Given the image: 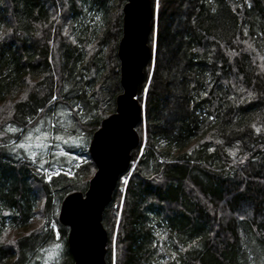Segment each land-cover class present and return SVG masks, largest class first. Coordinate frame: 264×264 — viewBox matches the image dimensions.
<instances>
[{
    "label": "trees",
    "instance_id": "1",
    "mask_svg": "<svg viewBox=\"0 0 264 264\" xmlns=\"http://www.w3.org/2000/svg\"><path fill=\"white\" fill-rule=\"evenodd\" d=\"M125 1L0 0V264H23L44 248L51 217L64 238L61 264H73L55 201L84 194L95 165L86 152L71 178L44 182L8 159L3 128L28 129L50 105L69 103L71 83L91 122L67 105L92 137L121 92ZM155 4L134 168L101 217L105 261L247 264L253 246L264 248V0ZM83 7L101 14L98 26L77 28ZM77 68L94 72L90 84Z\"/></svg>",
    "mask_w": 264,
    "mask_h": 264
},
{
    "label": "water",
    "instance_id": "2",
    "mask_svg": "<svg viewBox=\"0 0 264 264\" xmlns=\"http://www.w3.org/2000/svg\"><path fill=\"white\" fill-rule=\"evenodd\" d=\"M153 24L151 0H126L116 53L121 92L115 98V112L101 121L89 143L96 171L86 192L68 194L58 213L59 223L68 228L67 247L73 264H107V235L101 217L120 175L129 168L131 151L138 146L135 128L142 120V105L137 90L153 56L149 45Z\"/></svg>",
    "mask_w": 264,
    "mask_h": 264
},
{
    "label": "rangeland",
    "instance_id": "3",
    "mask_svg": "<svg viewBox=\"0 0 264 264\" xmlns=\"http://www.w3.org/2000/svg\"><path fill=\"white\" fill-rule=\"evenodd\" d=\"M116 3H119V0H116ZM82 14L84 15V19ZM100 20V13H94V10L90 11L88 8L83 7L81 15L80 13L78 14V19L76 21L78 24L77 28L81 29L88 24V22H90L89 24L91 25L98 26ZM148 65L149 64H147V66ZM147 66H145L144 69L145 77ZM77 69L80 70V68ZM80 71L81 76L89 80L88 82L90 84L94 77V72H87L83 69ZM141 84L137 90V99L144 105L146 89H142ZM73 87L71 83L65 84L64 91L68 94L67 96L71 97L69 99L71 103L69 102L67 104H73V109L77 110V119L83 124H86L90 121L88 116L90 107L86 104L76 103L74 101L72 97H76L78 91L74 90L76 88ZM87 90H90L89 86H87ZM67 104L50 105L42 118L36 123L31 124L32 121L28 119L30 123H28L30 126L28 129L15 124L6 125L3 128L7 136L5 139L7 142L6 155L8 159L13 161H24L27 165L34 167L37 175L41 179L43 178L44 182L49 180L48 178L50 175L52 176L56 173H60V175L66 177L72 176L74 169L87 160L86 152L88 153L91 137L88 132H85L77 125L76 118H74L73 112ZM11 129H16V131H12ZM57 137H60V139H57ZM65 141H67V143H65ZM21 145H24V147H20ZM65 152H67L68 155H64ZM66 173H68V175H65ZM128 177L129 175H126V177L123 176V178H121L123 185L126 184ZM122 189L121 187L120 191H122ZM62 201H55V215H58ZM35 210H37V208ZM52 218L53 217L47 221V228H52L53 238L44 248L39 249L34 254H30L27 259L24 260L25 262L23 264L62 263L65 246L64 238L58 226L55 225L54 218ZM31 229L32 227L29 226L28 230ZM67 235L68 232L65 235L66 239ZM57 243L60 245L59 248L55 247ZM261 254H264V248L253 246L250 252H247V256L250 255L247 259V264H264V257H262L264 255Z\"/></svg>",
    "mask_w": 264,
    "mask_h": 264
},
{
    "label": "snow or ice",
    "instance_id": "4",
    "mask_svg": "<svg viewBox=\"0 0 264 264\" xmlns=\"http://www.w3.org/2000/svg\"><path fill=\"white\" fill-rule=\"evenodd\" d=\"M53 99H55V97H53ZM12 131H16V129H11ZM57 139H60V137H57ZM65 143H67V141H65ZM20 147H24V145H21ZM64 155H68V153L67 152H65L64 153ZM56 175H60V173H56ZM65 175H68V173H66ZM49 180H51L52 179V177L51 176H49V178H48ZM55 247L56 248H59L60 247V245L57 243L56 245H55Z\"/></svg>",
    "mask_w": 264,
    "mask_h": 264
}]
</instances>
